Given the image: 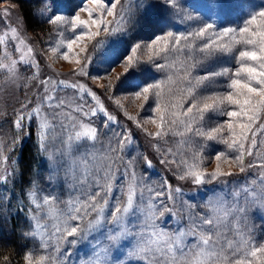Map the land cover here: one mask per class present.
Returning a JSON list of instances; mask_svg holds the SVG:
<instances>
[{"label":"snow or ice","instance_id":"snow-or-ice-1","mask_svg":"<svg viewBox=\"0 0 264 264\" xmlns=\"http://www.w3.org/2000/svg\"><path fill=\"white\" fill-rule=\"evenodd\" d=\"M39 3L33 18L52 27L44 41L46 53H39L49 69L55 72L57 59L74 60L70 73L87 77L95 54L111 41L104 58L108 75L92 80L105 81L107 99L154 141L151 147L160 163L174 166L179 181L239 187L230 194L213 190L196 211L197 205L183 200L182 189L167 178L155 187L146 184L137 163L151 169L152 159L140 152L127 160L123 155L134 144L132 131H113L119 126L116 116L87 85L51 76L40 79L37 50L25 32L27 20L17 14L13 25L8 18L18 6L6 5L0 9L5 24L0 28V71L15 83L20 78L18 65L34 69L26 83L35 81L42 99L31 110L21 104L12 121L15 135L7 140L0 135V183L10 182L19 171L17 159L9 164L6 153L34 132L36 154L46 158L50 169L45 179L55 184L63 168L69 189V198L59 201L52 192L44 194L38 173L29 181L26 195L36 211L30 210L31 230L23 235L38 241L44 254L29 251L24 264H68L70 254L61 252L62 245L93 244V233L99 237L93 238L92 256L81 264H264V240L257 241L248 225L252 207L264 210V7L251 9L252 0ZM10 45L18 53L15 58ZM121 63L123 72L113 76V65ZM63 89H72L81 103L58 99L57 91ZM85 96L93 107L86 108ZM150 98L154 106H149L146 120L125 108L124 101L131 99L143 101L138 105L143 109ZM94 117L101 119L102 129L112 132L103 151L96 145L107 134L85 123ZM169 136L178 138L173 147L167 146ZM210 147L214 155L205 156ZM77 151L80 154L74 155ZM248 157L253 159L246 163ZM209 161L215 164L211 171L205 167ZM252 168L259 169L256 179H245L244 184L229 180ZM166 215L187 223L168 231L160 223ZM189 237L195 238L190 246ZM124 241L132 244L125 259L113 258L112 250ZM3 264L11 260L5 256Z\"/></svg>","mask_w":264,"mask_h":264},{"label":"rangeland","instance_id":"rangeland-1","mask_svg":"<svg viewBox=\"0 0 264 264\" xmlns=\"http://www.w3.org/2000/svg\"><path fill=\"white\" fill-rule=\"evenodd\" d=\"M11 4H14V3L8 2V1H0V9L4 8L6 5H11ZM40 6L42 5L40 4ZM249 7L253 10H259L261 7H264V0H252V4L249 5ZM11 13L12 14L8 19L12 22L13 25H15L17 14H20L22 16L23 14L20 12L18 7L15 10H11ZM246 13H247V9L245 10V13H244L245 17H246ZM61 14L67 15L68 13H61ZM139 14L140 13L138 10V15ZM82 15L86 16V14H83V13ZM239 22L240 21L238 20L236 21V23H239ZM3 27H5V24L2 20H0V28H3ZM25 32L27 36L30 37V39L28 40V43H30L33 46V48L37 50L36 59L40 63V79H46L47 77L51 76L54 80L63 79V80H67L71 82H79L80 84L87 85L92 91L96 92V94L103 101L104 106L108 109V111L112 115L116 116L119 126H113V131H122L123 128H127L132 131L134 144L129 149H127V151L123 154L125 159L126 160L131 159L132 157L136 156L137 152L147 155L145 146L152 145L154 141H151L148 137H146V135L142 131L137 129L134 123L130 121L124 115V112L121 109L117 108L116 105L112 101L107 99V96L105 94V89L102 87V85L105 83L104 80H99V81L92 80V77L94 76H107L108 75V72L106 71V69L109 68V65L104 62V58L107 52L111 50V41H109V45H106L104 49H101L99 52L95 54L93 62L87 68L88 76L83 77V76L72 75L70 73V69L76 67L74 60L65 61L62 59H57L53 64V68L55 69V72H53L52 69H49L46 66L44 57L40 55L39 53L40 52L46 53L47 45L44 43V41L49 40V34L52 32V27L49 29V31L43 34V33H38V32H34L30 30L29 25H27L25 28ZM52 39H55L54 35L52 36ZM10 50L12 51L14 58L18 56V53L15 52L14 48H12L11 45H10ZM17 67L19 68L18 75L20 78L17 79L15 83H13L9 79V76L7 75V77L3 81V83L5 82L6 85L3 86V83H2L1 87L3 88L10 87V89L13 92L20 94V97L24 96L23 97L24 103L28 105V108L26 110H31V108L35 107L36 104L42 99V97L40 96V93H42V88L36 87L35 81L26 83L27 78L32 75L34 69L30 68L27 65H22V64L18 65ZM113 67L115 69L114 72L112 73L113 76L123 72L122 63L113 65ZM57 72L61 73L62 75L57 77L56 76ZM2 93H4L2 94L3 97H5L6 95L7 96L9 95L8 90L3 91ZM120 94L121 93L119 92L116 93V95H120ZM60 97H63L66 100L75 99L76 103H81V101L76 98V93L72 89L58 90L57 98L59 99ZM84 99L86 101V108L94 106L93 102L88 96H85ZM29 101H31V103H29ZM142 102L143 101L138 100L133 103L131 99H129L127 101H124V104H125V108L130 114L137 115L138 119L143 121V120H146L147 117L151 115V113L148 111L149 106H154V105L152 104V100L150 98L149 101L145 103L144 108L140 109L138 105L141 104ZM44 111L50 112L51 110L45 108ZM89 122H91L93 126L97 127L102 132H105L107 134L106 136H101V143H98L96 145V150L98 151L105 150L108 147L107 137L111 136L112 132H109L107 129L101 128L100 118L94 117L92 118L91 121L85 120V123H89ZM146 127H148L149 130H152V131L155 130L154 126L151 124H147ZM57 131L58 132L60 131L59 127L57 128ZM177 139L178 138H175L172 136L167 137V141H168L167 146L173 147ZM260 139L261 137L258 134L257 136L258 142L260 141ZM219 147L222 150L223 146H219ZM80 151H82V149ZM80 151L74 152V155H79ZM204 154L205 156H210V155H214V152H212L211 147H210L209 149L205 150ZM138 159L139 158H137V160ZM252 159H253L252 157H248L246 160V163L251 161ZM205 167H207L208 170L211 171L215 167V164L209 161L208 163H206ZM174 170L176 174L178 175L177 169L175 167H174ZM233 170L237 171L235 167H233ZM137 171L139 173L144 174L145 183L152 187H155L157 184L161 183L162 180L165 178L163 173H160L159 171H157V169L155 170L154 167L146 170L145 166L142 163H137ZM258 172H259L258 168H252V169H249L246 173L240 174L239 177L229 178V180L232 181L235 179L239 181V184H244L245 179L247 180L256 179ZM49 174H50V169H49L48 161L45 160L42 166L40 175L37 178L40 184V188L44 190V194H48L49 192H52L53 194L58 196L59 201L67 200L69 198V189L65 182L64 169L61 168L59 175H58V179L55 182V184H50L45 179ZM69 182H70V178H69ZM117 182L119 183L120 181L118 180ZM184 183L190 186L193 185L191 184L190 181H185ZM234 187L238 189L239 185L234 186L232 183H229L228 185H225V186H220L218 184H211V185H205V186H199V187L196 186L194 191L183 192V194H181V197L183 200L188 201L189 203L196 204L197 205L196 211H201V206L205 203V201L207 200L209 196L213 195V190L217 192L223 190L226 194H230ZM145 195L147 196L148 194L145 193ZM226 198L231 199V196L227 195ZM176 204L178 205V207L180 206L179 199L176 201ZM63 206L64 205L61 203L60 207L63 208ZM169 206H170V203H169ZM160 223H161V227L167 229L168 231L176 230L171 220H169L166 216ZM248 225L253 229L252 234L257 241L264 240V210H261L257 207H252L248 213ZM30 230H31V222L29 223L28 231ZM136 230H137L136 228H133V231H136ZM94 237H99V233H93L92 235H90L89 240H92L93 244L95 242L93 239ZM35 242H36V245H35L33 253L34 254H44V250L39 248L38 241H35ZM194 242H195V238L189 237L187 240V245L190 246ZM93 244H89L88 241H84L76 245L65 244V245H62L61 252L63 253L67 251L70 254L67 258L68 264H81L82 260H86L92 256V253L94 250ZM131 247H132L131 242L124 241L122 242V245L118 249L112 250L111 255L113 256V258H116L118 256L119 259L124 260L127 255V251ZM52 251L53 249L50 247L48 249V252H52ZM185 251H188L187 247L185 248ZM130 264H143V262L135 261V262H130Z\"/></svg>","mask_w":264,"mask_h":264},{"label":"trees","instance_id":"trees-1","mask_svg":"<svg viewBox=\"0 0 264 264\" xmlns=\"http://www.w3.org/2000/svg\"><path fill=\"white\" fill-rule=\"evenodd\" d=\"M0 1L16 4L27 20L30 30L45 34L51 28L46 23H39L32 16L33 10L40 6L39 0ZM7 75L6 71H0V135L4 136L6 140L15 135L12 121L15 118L16 110L20 108L21 104H25L24 96L20 97V94L13 92L10 87H1ZM5 85L4 82L3 86ZM5 90H8L9 95L3 97L2 94L4 93L2 92ZM32 128H35V118ZM145 148L147 156L153 161L154 169L163 173L174 188L179 186L182 189V194L186 191H194L196 185L190 186L184 183L185 181H179L175 178L177 174L174 166H166L160 163V157L153 151L151 145L145 146ZM36 151V136L33 132L30 136H22L19 145L12 153H6L9 155V164H11L13 158L17 159L19 171L10 182L0 183V264H3L5 256L11 260V264H24V255L29 251L33 252L36 245L35 240L23 235V233L28 232L30 223L28 214L30 210L33 213L36 211L29 204L26 195L27 190L30 188L29 181L36 173H38L37 178L39 177L46 160V158L38 156ZM166 217L171 220L176 229L185 226L187 223L186 219L177 223L175 217L170 215H166Z\"/></svg>","mask_w":264,"mask_h":264}]
</instances>
